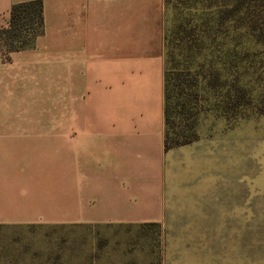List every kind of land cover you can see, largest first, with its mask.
I'll return each mask as SVG.
<instances>
[{"label":"crops","instance_id":"crops-1","mask_svg":"<svg viewBox=\"0 0 264 264\" xmlns=\"http://www.w3.org/2000/svg\"><path fill=\"white\" fill-rule=\"evenodd\" d=\"M41 1L43 34L0 55V227L157 225L162 264H253L224 132L165 146L166 0Z\"/></svg>","mask_w":264,"mask_h":264},{"label":"rangeland","instance_id":"rangeland-1","mask_svg":"<svg viewBox=\"0 0 264 264\" xmlns=\"http://www.w3.org/2000/svg\"><path fill=\"white\" fill-rule=\"evenodd\" d=\"M262 22L264 0H173L166 22L173 120L194 139L223 131L240 157L253 191V264H264ZM162 249L152 225L0 227V264H162Z\"/></svg>","mask_w":264,"mask_h":264},{"label":"trees","instance_id":"trees-1","mask_svg":"<svg viewBox=\"0 0 264 264\" xmlns=\"http://www.w3.org/2000/svg\"><path fill=\"white\" fill-rule=\"evenodd\" d=\"M172 1L166 0L167 5H170ZM44 20V6L41 0L14 5L11 10L9 28L0 30V55L3 59L10 61V55L13 52L29 49L35 39L43 34ZM262 25H264V22H262ZM261 41L264 42V31L262 32ZM177 79L178 76L174 74L173 70L167 72L165 91L166 149L186 145L197 140L194 139V134L178 131L173 120L171 102L174 98L175 81ZM260 113L264 115V110L262 109Z\"/></svg>","mask_w":264,"mask_h":264}]
</instances>
